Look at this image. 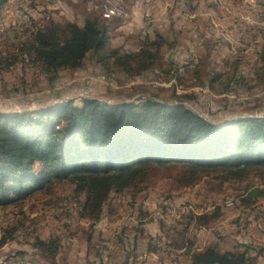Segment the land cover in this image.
<instances>
[{
    "label": "rangeland",
    "instance_id": "rangeland-1",
    "mask_svg": "<svg viewBox=\"0 0 264 264\" xmlns=\"http://www.w3.org/2000/svg\"><path fill=\"white\" fill-rule=\"evenodd\" d=\"M9 1L0 10V112L54 107L65 100L80 104V99L84 97L108 103L151 97L167 102L181 101L215 123L245 116H264V73L260 70L256 53L238 54L232 44L228 55L225 44L215 41V34H210L205 28L201 27L197 33H202L204 37L209 34L212 38L209 37L207 43L210 47L204 46L205 51L200 56L188 53L179 57L174 51L175 46L164 43L159 66L141 74L126 73L121 65L115 67L109 63L105 67L88 55L81 68L60 70L53 78L35 67L32 60L34 52L23 44H26L29 35V21L31 25L46 29L53 23L64 25L67 13L63 10V0H15L11 5ZM103 1L98 2L91 15L100 16ZM223 1L203 0L198 7L200 10L207 2L219 3L217 5L222 9L212 8L208 12L211 22L219 27L221 22L233 24L234 14L242 9L250 10L247 5L264 2ZM236 3L239 9L232 6ZM104 4L105 1L102 6ZM120 5L124 15H115L112 10L102 14L110 25L107 50L117 48L121 53L138 52L142 42L139 30L129 35L120 29L114 31L123 24L125 18L122 16L128 12L124 1ZM251 12L254 17L251 16L250 20L257 23L264 21V7ZM245 16L241 15L240 19L248 24ZM74 17L71 20H76L79 15ZM248 26L259 28L263 34L259 24ZM191 34L179 31L176 36L177 46L183 54ZM193 58L194 62L190 60ZM190 178L185 177L178 167L151 165L135 185L111 196L100 221L96 223L87 212L81 213L83 195L74 191L73 184L66 180L54 181L48 188L20 203L0 208V239L12 225L18 224L13 238L0 248V264H52L49 258L32 246L36 237L59 240L60 249L56 257L59 264H86L88 259L96 261L97 253L103 264L185 263L184 258L183 261L177 259L182 256L183 249L172 247L173 244H169L171 239L165 233L158 237L159 220L164 226H171L189 212L201 213L216 208L220 210L219 217L209 227H191L196 246L204 248L217 243L221 251H234L238 247L237 237L247 243L254 240L258 251L264 246V207L262 215H259L258 209L242 212V207L238 205L246 189L264 191V178L252 175L246 182L221 184L214 177H201L196 181ZM226 202H231L232 206L228 207ZM259 203L262 206L264 197L259 199ZM138 228L150 234L152 245L161 242L158 252H146L147 240L134 242ZM170 234L174 235L173 232ZM259 254L258 264H264V249Z\"/></svg>",
    "mask_w": 264,
    "mask_h": 264
},
{
    "label": "trees",
    "instance_id": "trees-1",
    "mask_svg": "<svg viewBox=\"0 0 264 264\" xmlns=\"http://www.w3.org/2000/svg\"><path fill=\"white\" fill-rule=\"evenodd\" d=\"M7 1L0 0V10ZM101 14L86 16L82 25L66 19L64 25L53 23L48 29L29 21L23 45L34 52L35 67L54 78L60 70L81 68L88 55L105 67L121 65L129 74L159 66L164 44L160 35L143 38L135 53L107 50L110 25ZM256 56L264 73V48ZM154 164L178 167L195 181L206 176L220 184L246 182L252 175L264 178V116L215 123L181 101L151 97L120 103L84 97L80 104L65 100L54 107L0 112V208L66 180L83 195L81 213L87 212L96 223L111 196L135 185ZM246 190L239 198L242 212L258 209L262 215L264 203L260 206L259 199L264 191ZM219 214L218 208L189 212L171 226L159 220V229L172 247L183 249L185 264H255L257 256L249 245L242 251H221L218 244L194 247L191 227H209ZM17 225L1 237L0 248L13 238ZM152 239L138 228L134 242L147 240L146 252L156 253L160 246L152 245ZM32 246L59 264L58 239L36 237ZM96 255V261L88 259L86 264H103Z\"/></svg>",
    "mask_w": 264,
    "mask_h": 264
},
{
    "label": "crops",
    "instance_id": "crops-1",
    "mask_svg": "<svg viewBox=\"0 0 264 264\" xmlns=\"http://www.w3.org/2000/svg\"><path fill=\"white\" fill-rule=\"evenodd\" d=\"M13 1L15 0H10L9 4L11 5ZM99 1L100 0H63V10H65L64 13H67L65 15L69 20H71V18L72 19L75 18L74 15H79V17L73 21L77 22L79 25H82L86 15L92 13V11L96 8V5L98 4ZM104 1L105 4L103 7L104 9L107 10L106 12L112 10V12L115 15H124V10L122 8V5H120L121 0H116V1L104 0ZM123 1H124V6L128 11L127 15L124 16L125 21H123L122 25H120L119 27L115 28V30L114 29L113 30L114 31L123 30V33L127 35L133 32H137V30H139L140 32L138 31L139 33L138 32L137 33L140 34L139 36L142 39L148 37L153 40L157 37V35H160L163 38L164 43H169V45L175 46L174 51L179 57L180 56L185 57L188 53H193L194 55L200 56L205 51V49H203L204 46L205 48L210 47V45L208 46L207 43L209 44L210 38H212V36L210 37V35L208 34V37L207 36L204 37L202 33L200 34L197 33V31H199L201 27L202 29L205 28V30L208 32L210 31V34H215L216 35V36L214 35L215 41H218L219 44L220 43L225 44V47L227 48L228 51V55L231 53L232 44L235 45L236 52L238 54L248 53V52L250 53L251 51L258 54L260 50L264 48V39L261 35L262 33L260 29L259 28L251 29L248 26V24L251 26H257V24L260 25L262 21L260 23H257L254 22L253 20H250L249 18H250V14L253 16L251 11L255 12L256 10H259L260 7H264V5L260 6L262 5V3L264 4V2L258 1L257 4H252V5L249 4V6L247 5V8H249L251 11L242 9L240 13L234 14L235 19L233 24H230L231 22H221L219 27L217 26V24L211 22V18H210L211 15L208 16L209 14L208 12L211 11L212 8L217 10L221 8L219 5H217L219 3L217 4L214 3L216 4L214 5V4H209V2H207L206 6H202L201 9L199 10L198 7H200L203 4L202 3L203 0H123ZM223 2L226 3L228 1H223ZM232 6L234 7V9H239L237 8V3L236 5L232 4ZM75 7L77 8V11L73 12ZM115 9H117V11ZM200 15L204 17L200 18L199 17ZM241 15H246L244 18L245 21L248 22V24L242 22V20L240 19ZM234 17H232V19ZM179 31L188 32V33L192 32L191 34L192 38L190 39V41H188L187 49H185L184 54L182 49H179L176 43L177 41L176 36L179 34ZM166 40H168V42ZM156 231H158V235L162 237V233L160 232L159 226L157 227ZM144 234L150 235L148 232H144ZM237 238H239L238 240L239 242L237 244L238 247H236L234 251H242L246 245L251 246L249 248V251L252 255L257 256V260L255 264H258L260 260L259 251L261 249H264V246H262L261 249L258 251V248L254 243V240H248L247 243L246 241L240 240L242 239L241 237H237ZM157 242L158 245L160 246L161 242L159 241ZM243 243H247V244H243ZM194 247L196 249H202L200 246H196V243ZM225 251H233V250H225ZM183 258L185 262V257L183 255L177 259L183 261L182 260ZM157 264H162V263H157Z\"/></svg>",
    "mask_w": 264,
    "mask_h": 264
},
{
    "label": "built area",
    "instance_id": "built-area-1",
    "mask_svg": "<svg viewBox=\"0 0 264 264\" xmlns=\"http://www.w3.org/2000/svg\"><path fill=\"white\" fill-rule=\"evenodd\" d=\"M121 4H123V0H121ZM117 11V9H115ZM100 11L103 13V11H107L106 9L103 8L102 4H101V7H100ZM251 14H250V18H251ZM124 17V16H122ZM192 62H194V58L193 59H190ZM228 207H229V202H226V204Z\"/></svg>",
    "mask_w": 264,
    "mask_h": 264
},
{
    "label": "bare ground",
    "instance_id": "bare-ground-1",
    "mask_svg": "<svg viewBox=\"0 0 264 264\" xmlns=\"http://www.w3.org/2000/svg\"><path fill=\"white\" fill-rule=\"evenodd\" d=\"M260 26H261V28H262V30H263V34H264V21H262L261 23H260ZM262 34V35H263ZM264 38V37H263ZM183 68V67H182ZM229 206H232V203L231 202H229Z\"/></svg>",
    "mask_w": 264,
    "mask_h": 264
}]
</instances>
